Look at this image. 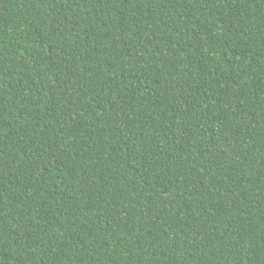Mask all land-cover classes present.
Instances as JSON below:
<instances>
[{
    "label": "trees",
    "instance_id": "16d2710c",
    "mask_svg": "<svg viewBox=\"0 0 264 264\" xmlns=\"http://www.w3.org/2000/svg\"><path fill=\"white\" fill-rule=\"evenodd\" d=\"M0 264H264V0H0Z\"/></svg>",
    "mask_w": 264,
    "mask_h": 264
}]
</instances>
